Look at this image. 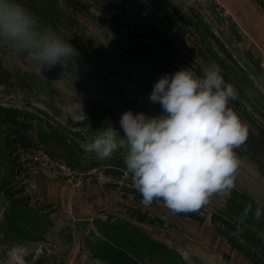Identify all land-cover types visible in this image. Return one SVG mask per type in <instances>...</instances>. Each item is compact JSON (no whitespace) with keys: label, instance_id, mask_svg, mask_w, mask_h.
Instances as JSON below:
<instances>
[{"label":"rangeland","instance_id":"rangeland-1","mask_svg":"<svg viewBox=\"0 0 264 264\" xmlns=\"http://www.w3.org/2000/svg\"><path fill=\"white\" fill-rule=\"evenodd\" d=\"M159 1L173 21L201 18L219 40V43L211 40L215 52L222 58L231 57L232 61L228 62L234 71L248 77L243 95L238 93L242 108L229 103L249 129L246 142L236 149L240 166L235 187L215 194L195 212L203 217L198 222L173 214L162 202L145 207L131 194L124 196L122 190L109 186L110 179L101 168L77 174L40 151L23 154V161L28 160L24 161L26 170L18 178V185L24 187L22 195L28 198L30 206L47 215L49 222L44 224L45 233L40 238H23L17 243L0 241V264H111L91 254L92 247L103 239L94 221L106 217L137 225L151 241L168 248L173 252L167 256L169 264H248L230 248L220 232L224 229L222 224L211 217L221 216L232 191L246 194L264 207V10L256 0ZM60 8L80 25L86 39L95 40V45L102 43L110 54L114 53L111 30L101 26L98 20L105 15L104 10L92 7L89 15H84L63 4ZM130 12L138 19L147 20L137 0H131ZM155 25L203 74L210 65L206 57L210 62L213 60L201 45L199 34L189 32L182 36L165 23ZM82 38L79 35L74 40L78 54L51 69L40 68L27 54H17L0 43V71H8L12 79V85L0 86V104L36 114L43 111L61 125H67L69 120L81 121L90 100L119 115L127 110L149 116L163 113L161 105L149 99L154 83L160 79L154 63L128 60L125 55H117L115 62L114 57L92 56L87 41ZM114 63L118 68H114ZM97 134L79 140L90 158H96L90 144ZM125 184L132 186L131 182ZM7 205L0 195V220ZM144 213L155 222L140 223L139 217ZM261 235L264 237V231ZM108 241L126 251L137 264H163V256L158 254L160 248L154 247L157 251L152 254L140 241L132 239L130 244L124 243L114 238V234Z\"/></svg>","mask_w":264,"mask_h":264},{"label":"trees","instance_id":"trees-1","mask_svg":"<svg viewBox=\"0 0 264 264\" xmlns=\"http://www.w3.org/2000/svg\"><path fill=\"white\" fill-rule=\"evenodd\" d=\"M137 1L145 12L147 20L133 16L130 12L131 0H20L38 18L43 28L54 30L73 47L74 40L79 35L83 36L82 39L87 41L92 56L114 57V62L117 55H125L128 60L133 61H150L156 65L160 78L166 74L172 75L182 68H189L197 76L203 74L192 61H187L182 51L159 30L155 23H165L182 36L189 32L199 34V40L206 54L222 69L225 82L234 85L237 93L243 95V87L246 86L248 77L234 71L228 62L232 61L231 57L222 58L218 55L219 52H215L211 40L216 43H219V40L201 18L185 17L180 23L171 19L168 10L159 0ZM256 3L264 10V0H256ZM61 4L84 15H89L92 7L104 10L105 15L98 20L101 26L111 30L114 38V53L110 54L102 43L95 45V40L86 39L80 25L64 14L60 8ZM67 28L70 31H67ZM219 48L224 53V48L220 44ZM206 59L209 64L212 63L207 57ZM115 67L118 68L114 63ZM11 81L8 71H0V86L6 88L12 85ZM229 103L234 108H242L239 94L238 99ZM243 112L248 115L244 109ZM120 118L121 115L108 110L102 103L94 100L86 103L85 114L81 121L69 120L67 125L53 121L43 111L36 114L0 104V169L3 170L0 175V195L8 202L0 220L1 242L17 243L23 238H40L45 233L42 230L44 224L49 222L47 215L30 206L28 198L22 195L24 187L18 185V178L26 170L24 161L28 160L23 161V154L40 151L69 172L77 174H87L101 168L104 176L110 179L109 186L119 188L124 192V196L131 194L134 200H142L141 194L133 186L127 187L125 184V182L132 183V180L123 161V149L117 150L111 159L101 161L94 157L90 158L92 156L81 148L79 142L80 139L99 133L110 126L123 136L119 124ZM248 205H251V211L241 221L245 207ZM257 207L264 210V207L259 206L248 195L232 191L221 216L211 217L214 222L219 221L222 224L224 229L220 232L227 239L230 248L242 255L248 264H264V237L261 235L264 231V215L259 220L255 219L253 213ZM177 215L198 222L203 221V217L195 212ZM139 222L153 224L155 221L144 213L139 217ZM99 225L104 227L101 228ZM94 227L103 238L91 250L93 258L97 260L112 262L111 264H137L126 251L108 241L113 234L114 238L121 239L124 243L130 244L132 239L140 241L141 245L152 254L157 251L154 247L160 248L161 252L158 254L163 256L161 259L163 264H169L167 256L173 255V252L165 246L151 241L147 233L137 225L125 220H115L113 217L96 219Z\"/></svg>","mask_w":264,"mask_h":264},{"label":"clouds","instance_id":"clouds-1","mask_svg":"<svg viewBox=\"0 0 264 264\" xmlns=\"http://www.w3.org/2000/svg\"><path fill=\"white\" fill-rule=\"evenodd\" d=\"M0 43L27 54L40 68L51 69L78 54L54 30L43 28L20 0H0ZM149 99L163 113L125 111L119 121L123 136L110 126L92 140L96 159H111L123 149L141 203L162 202L173 214L197 212L215 194L231 191L240 166L236 149L249 129L229 106L238 93L225 82L220 66L212 62L202 76L189 68L166 74L154 83ZM250 211L246 206L241 221ZM253 214L259 220L264 210L257 207Z\"/></svg>","mask_w":264,"mask_h":264}]
</instances>
